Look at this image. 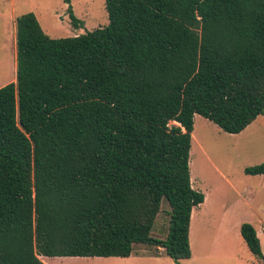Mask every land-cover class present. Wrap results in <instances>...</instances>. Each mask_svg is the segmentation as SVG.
I'll return each instance as SVG.
<instances>
[{"label":"trees","instance_id":"16d2710c","mask_svg":"<svg viewBox=\"0 0 264 264\" xmlns=\"http://www.w3.org/2000/svg\"><path fill=\"white\" fill-rule=\"evenodd\" d=\"M105 1L109 24L75 37L51 38L34 13L15 21L16 81L0 88V264L129 258L137 246L191 259L205 201L191 179L195 117L240 134L264 115V0ZM245 173L264 176V163ZM241 236L264 262L255 227Z\"/></svg>","mask_w":264,"mask_h":264},{"label":"rangeland","instance_id":"374dc122","mask_svg":"<svg viewBox=\"0 0 264 264\" xmlns=\"http://www.w3.org/2000/svg\"><path fill=\"white\" fill-rule=\"evenodd\" d=\"M83 26L75 28L69 8ZM34 13L45 34L61 39L75 37L109 24L105 0H0V88L15 82L16 24L14 19ZM173 124V123H172ZM264 163V115L258 117L240 134H228L201 116L195 119L190 169L193 188L204 194L210 193L218 210L211 218L210 229L199 221L200 211L193 212L191 245L192 258L181 264H264L258 261L242 241L234 243L239 221L252 222L264 229V176H250L247 167ZM170 207L163 203L156 222L157 236L167 232ZM235 228L233 233H220V226ZM264 249V235L262 236ZM152 255L156 249L137 246ZM264 253V250H263ZM233 258V260H228ZM47 264H136L131 258H71L55 262L46 258ZM148 264H176L166 254Z\"/></svg>","mask_w":264,"mask_h":264},{"label":"crops","instance_id":"0c3cea01","mask_svg":"<svg viewBox=\"0 0 264 264\" xmlns=\"http://www.w3.org/2000/svg\"><path fill=\"white\" fill-rule=\"evenodd\" d=\"M16 19L17 18L14 19V23H15ZM16 69H17V62H16V52H15V76H14L15 80H16ZM197 116L195 117V119L197 118ZM191 179H192V177H191ZM192 185H194L193 179H192ZM217 206L218 205H217L216 200L211 201L210 193H207V194H205L204 203H202L199 207H196V208H199L202 210V211H200L199 221H200V223L202 222V225L206 226L207 230L210 229V226L212 223L211 222L212 215L214 214V212H216L218 210ZM196 208H194V210ZM194 210H193V212H194ZM193 212H192V217H191V224H192V220H193ZM243 223H245V221H239L238 222L237 227H236L237 234L234 235V243L237 245V248L241 246L242 241L245 243V241L243 240V238L241 236V225ZM250 223L254 226V224L252 222H250ZM219 229H220V233H226V234L233 233L235 231V228L232 227V229H231L230 227L224 226V224H221ZM255 229L257 230L258 237L261 241L262 250H264L263 249V242H262V236L264 235V229H263V231L258 230L256 227H255ZM191 230H192V225L190 226V239H191ZM190 243H191V240H190ZM191 248H192V245H191ZM164 255H165L164 250L161 249L159 256H154L153 254L148 255V254H146V252L141 251L138 254H136V253L133 254L129 258H131V257L136 258L134 260L136 264H148V262H154L157 260V257L164 256ZM192 255H193V253H192ZM46 258L47 257L40 256V259L44 264H47L48 260ZM69 259H71V258L56 257V258H50L49 260H54L55 262H61L62 263V262L69 260ZM126 259H128V258H126ZM228 260H233V258L232 259L229 258Z\"/></svg>","mask_w":264,"mask_h":264},{"label":"water","instance_id":"95a60500","mask_svg":"<svg viewBox=\"0 0 264 264\" xmlns=\"http://www.w3.org/2000/svg\"><path fill=\"white\" fill-rule=\"evenodd\" d=\"M178 126H180L179 124H177Z\"/></svg>","mask_w":264,"mask_h":264}]
</instances>
